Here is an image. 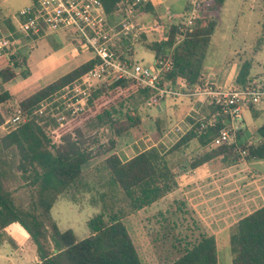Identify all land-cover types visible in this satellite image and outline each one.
Wrapping results in <instances>:
<instances>
[{"label": "trees", "instance_id": "1", "mask_svg": "<svg viewBox=\"0 0 264 264\" xmlns=\"http://www.w3.org/2000/svg\"><path fill=\"white\" fill-rule=\"evenodd\" d=\"M119 1L121 0H100L106 14L115 10ZM222 4L223 0H199L194 22L185 28L178 41H175L178 31L174 23L159 25L157 29L164 31L157 37H147L148 31L140 33L139 43L150 49L154 56L161 57L170 53L172 64L163 71L164 78L170 79L173 84L180 81L193 84L197 82L201 75V62L209 34ZM141 9L153 12L151 1L142 0L137 3L135 10L138 12ZM5 22L10 29L13 28L10 19L7 18ZM37 31L41 32L40 29ZM35 35L36 32L29 31V37ZM263 39L264 14L251 54L240 57V65L234 77L235 87L244 88L257 82L259 76L255 78L250 70L252 53ZM113 48L115 49L114 46ZM26 53V50L20 49L9 53L7 57L0 56V104L12 98L11 93L1 87V83L17 74H28ZM93 60L92 57L75 65L18 99L16 105L25 118L0 134V240L8 225L19 224L34 247L37 264H142L121 218L129 211L155 201L176 182L175 171L167 164L162 153H159V145L149 146L121 159L113 151L114 139L109 141L108 147L100 151H93L92 147L84 144L81 126L107 125L116 136L138 125L139 114L122 111L121 107L129 104L130 100L132 103L144 101L153 89L139 86L128 79H110L92 88L84 110L61 126H57L55 121L52 122L54 125L51 134L60 143H50L42 125L53 119L36 111L38 101L83 73ZM21 66L23 69H19ZM222 117L223 114L215 125L198 134L194 132L197 127L195 122L168 150L180 146L195 135L201 143L214 136L220 126L229 124L222 122ZM4 118L0 110V124ZM256 132L260 141L241 147L245 149L246 158H264V120L256 127ZM232 149L230 143L216 145L192 159L189 166H196L223 151L232 153ZM101 154H105L101 167L107 174L103 184L107 191L111 190L109 193L113 198L105 196L107 192H99L103 201L101 208L85 220L87 233L76 237L72 228L58 227L50 214V207L59 193L69 187L86 184V164L88 160ZM13 167L29 171L25 178L33 187V195L27 206L17 204L5 184L7 174ZM96 168L94 165V169ZM116 192L122 199L119 205L113 200ZM106 197L109 206L105 205ZM165 227L159 231V235L169 241L170 251L168 255L166 252L156 253L159 264H217L215 239L212 234L201 230L195 239L188 241L190 238L187 237L185 242L175 237L173 224ZM227 233L230 264H264V203L239 217L230 225ZM159 235L156 234L150 239L153 246L156 244L153 241ZM7 238L15 244L10 235Z\"/></svg>", "mask_w": 264, "mask_h": 264}, {"label": "rangeland", "instance_id": "2", "mask_svg": "<svg viewBox=\"0 0 264 264\" xmlns=\"http://www.w3.org/2000/svg\"><path fill=\"white\" fill-rule=\"evenodd\" d=\"M27 1L28 0H0V29H2L3 31H6L5 29H7L8 31L12 32V35L15 37L14 48L16 51L22 49L29 52L33 47L37 46V44L35 43H33L32 46H28V44H30V41L27 42V39H25L24 37L29 36L23 35L16 30L17 23L13 15L17 11V9L23 6ZM160 1L162 7H168V10L171 12L172 16H177L180 10L182 11L181 13H183L187 6L186 0ZM224 3L225 6L223 4L224 7L222 6V10L220 12L219 24L221 26L219 27H223L224 29L230 27L229 37L231 39V43L235 44L236 46L237 44H239V48L228 53L225 51V47L223 45H214L215 53L211 58L207 56L208 60L205 59L204 64L201 65V69L203 67L206 70H213V66H215V63L225 55L240 54L243 56H248L250 55V51L253 50L255 37L259 32V16L261 12L264 11V0H242V2L240 3L233 0H226V2ZM7 18L10 19V22L12 23V29H10V27L5 24V20ZM137 18L140 19V16H138ZM171 19H174V17H172ZM167 22L171 23L172 21L168 19ZM141 23H143V21H141ZM154 31L156 30L153 29L148 31L147 36L157 37V35L153 33ZM47 38L49 41H53L54 43L59 44L64 42V39L66 37L63 31H57L47 35ZM139 39L140 35L139 37H131L127 34L123 38L122 36L115 37L113 45L118 53H120L119 51H121L123 54H126L129 57L130 49L128 46H135V44H137L133 55H131L132 61L135 60L136 62L144 64L145 62L151 61L152 52L150 49L138 45L140 44ZM66 40L68 41V39ZM217 40L218 38H215L214 41L217 42ZM236 46L233 47L235 48ZM83 50L85 54H91L88 49ZM55 56L56 53L52 54V60ZM73 56L74 58L71 61H78L81 57V55H79L78 53H74ZM131 58L128 60L131 61ZM254 60H257L260 63H264V40L254 54ZM26 66H28L27 62ZM257 67L258 65L254 63L252 70H255ZM19 69H23V66H21ZM17 71L20 70H18L17 68ZM110 79L111 78L104 80L99 85L105 83ZM20 80V75L17 74V77L15 79H11L9 82L5 83V89H7L9 93H11L12 98L6 99L0 104V110L2 111L4 117L12 114L13 109L18 107L16 105V101L18 99L41 85V83H38V81H34L33 83H27L25 86H21ZM177 97L178 104L174 109V113L181 114L182 109L186 108L188 100L184 97ZM141 103L142 102L135 103V101L132 103V101L130 100L129 104H125L121 107V110H124L128 113L137 111L139 116L142 118V121H140L142 123H145V114L149 112L151 113V111L153 110V106L146 104L145 100L142 104ZM152 103L153 102H151L150 104ZM204 105L205 107H200L201 110L206 109V104ZM85 106L86 104L81 110L73 113L74 115L72 114V117H69L65 114L64 116H62L61 113V115L59 114V116L55 114H48L50 115V117H53V120H50L51 122L46 125H42V129L44 133L49 137L50 143H60V140L53 137L51 134L52 127L54 125L52 122L55 121L57 126H61L66 122L71 121L76 113L85 109ZM138 106L142 107L137 108ZM45 114L47 115V113ZM239 117L240 114L236 113L232 120L236 122ZM178 123L181 124L182 122L179 121ZM140 126L141 128H143L144 124H140ZM81 128L83 132V138L85 139L84 144L92 147L93 151H100L101 149L108 147L109 141L111 139H114L115 142H118L122 139L121 136H119L120 134L115 136L107 125H103L100 127H89L84 125L81 126ZM133 128L134 127L130 129ZM141 128L139 126L137 127V129L139 130H141ZM4 132H6V129L0 124V134ZM150 138L151 134H149V137L147 135L142 136V138H136V141L132 143L130 142L131 138L125 139L126 141H123L125 143H127L128 141L129 144L123 146V151H125L126 149V151L132 152V150L136 151L139 148H143L150 142ZM189 144L190 145L186 148H179V146L178 148L176 147L166 152L160 150L159 153H162V156L166 160L167 164L171 167V169H173V171H175V184L170 190L165 192L155 201L141 208L129 211L121 218L128 230L129 235L131 236V239L138 255L140 256L139 259L142 264H159L156 255L157 252L163 254L164 252H166V255L169 254V241H167L166 239L164 240V238H161V235H159V231H161V229H163L165 226V228H167L168 226H172L173 224V227H175L174 231L176 232H174L175 237L185 240V242L187 241V237L190 238L188 239V241H192V239H195L201 230L207 233L201 223L203 222L205 224L207 222H210V218L207 217H210L209 215H211L212 212L207 211L206 213L202 211V208L199 206L201 204H199L200 198L198 197V193H196L197 190L195 191V193L192 192V194L191 187H189L191 191L189 189L182 190V180L184 176H181V174L189 167V160L191 158L194 159L201 153L205 152V149H201V147H199L196 139H190ZM119 146H116V148L118 149ZM207 147L209 148L208 145ZM114 149L115 147H113V150ZM234 149L235 152L239 155H241V153H245V149L244 152H242V148L240 147L233 148V152ZM121 152L122 151L119 150L118 154L121 155ZM104 155L105 154H101L97 158L88 160L86 164L87 167H85L84 170L86 184H78L74 187H69L65 191L59 193L50 207V214L57 223L58 227L60 229H64L67 227L72 228L76 237H82L87 233L85 220L101 208V204L103 201L99 196V192H107L105 196L113 198V195L109 193V191L111 190L107 191V187L103 184L107 175L104 168L101 167V162ZM122 155L124 156L123 152ZM189 155L192 156L190 157ZM188 156L190 157L189 159ZM119 158L121 157L119 156ZM121 159H123V157ZM176 161H178V164L176 163ZM14 163H16V161ZM94 165L97 166L96 169H94ZM28 173L29 171H22L21 168L13 167L7 174V178L5 181V184L11 191L15 202L17 204L20 203L21 205L25 206L29 204L33 195V187L25 178ZM191 181L190 183L187 181L186 184H193V189H197L196 187L198 185L201 186L203 179L198 181ZM212 198H214L213 195H209V197L207 196V200H210L209 202L211 203H213ZM104 200L105 205L109 206L108 197H106V199L104 198ZM113 200L117 205L121 203L122 199L118 192H116ZM201 203L204 202L202 201ZM215 213L218 212L214 211V215ZM218 215L219 214L215 216L217 217ZM222 215L225 216L229 214L222 213ZM227 222H229V220H226V223ZM230 225H228L227 227H221L220 229L223 231L219 232L220 235L215 240L217 264H230V252L227 244V231L229 230ZM3 231L5 232H3L0 240V264H37L38 260L35 255L34 247L27 237L26 232L21 228L19 224L13 223L11 225H8L7 228H5ZM156 234H158L159 236H156V241H153V243L156 244L155 246H153L150 242V239L153 238ZM8 235L13 238L15 244H12L8 241Z\"/></svg>", "mask_w": 264, "mask_h": 264}, {"label": "crops", "instance_id": "3", "mask_svg": "<svg viewBox=\"0 0 264 264\" xmlns=\"http://www.w3.org/2000/svg\"><path fill=\"white\" fill-rule=\"evenodd\" d=\"M150 1L152 3L153 12L147 10L143 11L141 9L138 10L137 13L143 23L152 25L149 29L144 30L142 32L149 31L154 28L156 31H154L153 33L159 36L163 33L164 30L157 29L158 26H162L165 25V23H168L167 15L172 16V14L168 10L167 6L162 7L160 0ZM233 1L238 3L242 2V0ZM224 2H226V0H223V4L225 6ZM133 7L135 8L136 4H134ZM119 10L120 9L116 7V9L113 10L111 13L106 14L104 12L103 15L109 22H113L119 18V15L121 13L118 12ZM181 12L182 11L180 10L177 16L172 17H174V19H178L179 15L182 14ZM220 12L216 18L213 30L209 34L208 43L204 51L201 65L204 64L205 59H207V56L211 58L215 53L214 45H223L225 47V51L228 53L230 51H235L239 48V44H237L236 46L235 44L231 43V39L229 37L230 27H228L227 29L219 27L221 26L219 24ZM263 14L264 11L261 12L259 16V23ZM39 29L41 30V32L36 31V35L34 37H24L25 39H27V42L30 41V44H28V46H32L33 43L37 44V46L33 47L29 52L27 51L26 53L25 64L26 62L28 63L27 69L29 72L26 76L20 75L21 86H25L27 83H33L34 81H38V83L44 84L52 80L59 74L74 67L75 65L91 58L92 55V53L90 55H88V53L85 54L84 50L78 47L77 49H74L72 43H70L69 39L67 41L66 38L64 39V42L59 44H56L53 41H49L47 35L52 34L54 32L44 30L42 27H40ZM16 30L22 33L23 35H29V33L24 34L18 29ZM12 37L14 36L12 35ZM215 38H218L217 42L214 41ZM53 45L55 46V48ZM136 45L137 44H135V46H128L130 49V55L128 59H130L131 55H133ZM138 45L143 46L141 44ZM260 45L257 46L254 53H252V63L250 70L251 74L255 75V78L258 77L264 70V63H260L259 61L254 60V54L256 53ZM233 46L236 47L234 48ZM14 51L16 50L14 49ZM251 52L252 50L250 51V54ZM54 53H56V56L53 57L52 60L51 56ZM74 53H78L79 55H81L78 61H71L74 58ZM240 57L242 58L243 55H225L215 63V66H213V70H206L202 67L201 75L199 76L197 82H194V84L181 81L173 84L170 79L165 78L167 81H169V83L173 84V88L182 91V93L166 94V96L158 98L159 100L157 99L152 104L147 102V97L145 99V103L148 105H152L153 110L151 111V113L149 112L145 114V123L141 122L142 118L139 116L141 121L138 123V126L141 128L140 124H144L143 128L139 130L137 129L138 126H135L133 129H129L121 133L119 136H121L122 139L118 142H115V149L113 151H115L116 154L121 158L123 157V159H126L137 151L152 145H159V152L160 150H163L164 152L168 151V148L183 133L193 127L199 115H206L212 110L213 106L209 102V96L203 93H196L194 92L195 89L197 87H201L202 84H204L205 82L210 83L211 85L222 87L235 86L234 77L240 65ZM156 58L157 57L154 56V53L152 52L151 61L145 63H152ZM132 62L136 61L133 60ZM254 63H256L258 67L255 70H252ZM16 77L17 75L12 77L11 79H15ZM11 79L3 82L1 86L5 88V83L9 82ZM177 96H180V98H187L188 100L187 106L185 109H182L181 114L174 113V109L177 107L178 104ZM204 104H206V109L201 110L200 107H205ZM139 107L142 106H138L137 108ZM237 113L240 114V117L236 120V122L232 120L234 116L229 115L224 119L226 122L230 121L234 127V141L230 142L233 148H241L242 145L254 144L259 142L260 136L256 132V127L264 120V99L256 103H251L247 107H241ZM179 121H181L182 123L179 124ZM149 134H151V140L145 147L139 148L136 151L132 150V152L126 151V149L125 151H123V146L129 144L128 141L127 143L124 142L126 141L125 139L131 138L130 142L132 143L136 141V138H142V136L147 135L149 137ZM192 138L196 139L199 147H201V149H205V151L215 147H207V143L211 137L207 138V140L202 143L199 142L196 135ZM190 139L182 143L180 147H178L186 148L190 145ZM116 146H119L118 149L116 148ZM119 150L124 153V156L122 155V152L121 155L118 154ZM234 152L229 154L226 151H223L218 154L212 155L205 161L201 162L200 164H197L196 166H189L187 170H185L181 174V176H184L182 180V190H188L189 187H191L192 191L189 189L191 191V194L192 192L195 193V191L197 190L196 193H198V197L200 198L199 204H201L199 206L202 208V211L206 213L207 211L212 212L211 215H209L210 217H207L210 218V222H207L205 224L202 222L201 224L204 226L208 234H212L214 236L215 240L217 239V237H219V232L223 231L220 229L221 227H227L228 225L234 223L239 217L243 216L244 214L250 212L251 210L264 203V158H246L244 155H239ZM189 156L188 159L192 155L190 157ZM192 159L193 158H191L189 161H191ZM177 162L178 161H176V163ZM202 179L203 181L201 186L196 185L197 189H193V184H186L187 181L190 183L191 180L198 181ZM209 195H213V203L209 202L210 200H207V196L209 197ZM202 201L204 203H201ZM214 211L218 212L215 213V215L219 214L217 217L214 215ZM222 213H228L229 215L223 216ZM226 220H229V222L226 223Z\"/></svg>", "mask_w": 264, "mask_h": 264}, {"label": "built area", "instance_id": "4", "mask_svg": "<svg viewBox=\"0 0 264 264\" xmlns=\"http://www.w3.org/2000/svg\"><path fill=\"white\" fill-rule=\"evenodd\" d=\"M140 1L142 0L119 1L117 8L121 13L113 22H109L103 15L100 0H29L17 9L13 16L19 31L28 34L29 31L36 32L40 27L50 32L63 31L74 49L77 47L88 49L92 53L91 58H94L91 66L83 73L40 99L37 112L58 116L61 113L62 116L65 114L72 117L73 113L81 110L86 104L90 90L108 78H124L136 82L139 86L153 89L148 96V103L155 102L166 94L182 93L163 77V71L172 64L170 53L157 57L152 63L142 64L129 61L128 55L121 51L118 53L113 48L115 37L123 38L127 34L139 37L142 31L152 26L141 23L137 18L138 13L133 6ZM186 1L187 6L178 19L172 20V16L167 15L177 27L175 41L182 37L185 28L192 24L197 16L196 6L199 0ZM5 30L0 29V56L7 57L15 48L12 32ZM194 92L208 95L213 106L206 115L201 114L197 117L194 132L198 134L205 128L215 125L219 116L223 114L222 122L229 124L220 126L207 144L209 147L222 143L229 144L234 141V127L230 121L226 122L224 119L229 115L234 116L241 107L264 99V70L257 82L248 87H219L205 82ZM24 118L21 109L16 107L12 114L4 118L1 125L8 130Z\"/></svg>", "mask_w": 264, "mask_h": 264}]
</instances>
